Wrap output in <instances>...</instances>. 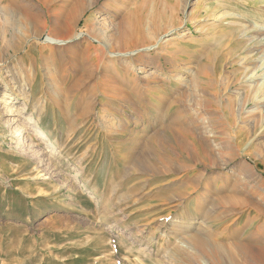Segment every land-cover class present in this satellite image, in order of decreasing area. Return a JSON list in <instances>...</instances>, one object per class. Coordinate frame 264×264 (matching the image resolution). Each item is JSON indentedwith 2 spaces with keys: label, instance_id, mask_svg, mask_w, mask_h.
Masks as SVG:
<instances>
[{
  "label": "rangeland",
  "instance_id": "rangeland-1",
  "mask_svg": "<svg viewBox=\"0 0 264 264\" xmlns=\"http://www.w3.org/2000/svg\"><path fill=\"white\" fill-rule=\"evenodd\" d=\"M11 1L0 264H264V0Z\"/></svg>",
  "mask_w": 264,
  "mask_h": 264
},
{
  "label": "bare ground",
  "instance_id": "bare-ground-1",
  "mask_svg": "<svg viewBox=\"0 0 264 264\" xmlns=\"http://www.w3.org/2000/svg\"><path fill=\"white\" fill-rule=\"evenodd\" d=\"M25 1V4H27V7H26V9L25 10H27V8L30 6L29 5V1H27V0H24ZM35 4H38V5H40V7L42 8V11H48L47 10V7H48V4L46 3V1L45 2H41L40 0H32ZM49 3H50V1H52V0H47ZM90 1V0H89ZM7 2H8V4H9V6L8 7H6L5 9H0V15L1 16H3V15H10L11 17V21L10 22H8V24L9 25H11V30L13 31V33L15 34V35H12V36H8L7 35V32L5 31V28L3 27V26H1V20H0V31H1V37H0V44L2 45L3 44V46H5V47H7V48H11V49H13V48H15L16 46L18 47V45H20L19 43L20 42H22V41H24V39H26L27 38V36H26V34L24 33L25 31H27V30H30V28H29V25H31V22H33V19H35L34 17L32 18L30 15H28L27 17L26 16H23V17H21V15H19L16 11H18V9L20 8V7H22V3H18V2H14V1H11V0H7ZM76 2H78V1H76ZM80 2H82V0L80 1ZM83 2H84V0H83ZM53 3H54V1H53ZM65 3H67V5H68V7H69V5L70 4H68L69 2L67 1H65ZM89 4V3H88ZM143 4V3H142ZM141 4V5H142ZM52 5V4H51ZM83 6V5H82ZM140 6V5H139ZM54 7V6H53ZM79 7V6H78ZM86 7H87V3H86ZM84 8V7H83ZM51 9V8H50ZM66 9V8H65ZM77 9V8H76ZM81 10V9H80ZM79 10V11H80ZM66 11V10H65ZM64 11V12H65ZM77 11V10H76ZM76 11H75V13H76ZM85 11V10H84ZM137 11V10H136ZM80 13V12H79ZM45 14V13H44ZM46 15V14H45ZM76 15V14H75ZM0 16V17H1ZM74 16V15H73ZM77 17V16H76ZM56 18V17H55ZM1 19V18H0ZM53 19V18H52ZM58 19V18H57ZM56 19V20H57ZM73 19V18H72ZM71 19V20H72ZM74 19H76V18H74ZM18 20V21H17ZM62 20V19H61ZM9 21V20H8ZM58 21H59V19H58ZM75 21V20H74ZM57 23V22H56ZM72 24H73V22H71ZM64 24H66V21H65V23ZM38 24L37 23H34V26H37ZM57 25H58V23H57ZM70 25V24H69ZM6 26V25H5ZM32 26V25H31ZM132 26V25H131ZM139 26V25H138ZM8 27V26H7ZM10 27V26H9ZM33 27V26H32ZM62 27V26H61ZM60 27V28H61ZM10 30V29H9ZM140 32V31H139ZM28 33V32H27ZM65 34V33H64ZM72 36V35H71ZM182 37V36H181ZM15 50V49H14ZM23 74H25L24 72H23V70H20L19 72H18V74L16 75V76H19V79H22L23 78ZM25 78V77H24ZM32 79V78H31ZM9 84V83H8ZM27 87H29V90L31 91V85L26 81H23L22 82V85H21V90H20V93H21V95H24L25 94V91H26V89H27ZM11 96V95H10ZM12 96H16V97H18L17 96V94H12ZM3 97H9V91H7V90H5L4 91V95H3ZM21 99H23V98H21ZM24 99H26V98H24ZM37 106V105H36ZM37 109L39 110H37V112H41V106L40 107H37ZM28 136H25L24 137V135L21 137V146L19 147L20 149H25V147L27 148L28 147V140H26V138H27ZM218 255V257L220 258L221 256H222V258H224L225 259V257H227V261H229V262H231V261H233V257H234V255L233 254H227V253H222V255H221V248L219 249V253L217 254ZM217 257V258H218ZM221 258V259H222Z\"/></svg>",
  "mask_w": 264,
  "mask_h": 264
}]
</instances>
